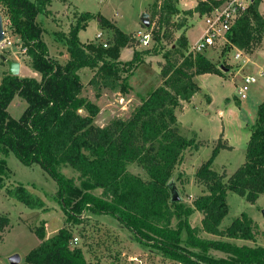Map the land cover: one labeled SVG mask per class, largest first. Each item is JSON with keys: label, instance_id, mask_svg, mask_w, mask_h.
Here are the masks:
<instances>
[{"label": "trees", "instance_id": "trees-1", "mask_svg": "<svg viewBox=\"0 0 264 264\" xmlns=\"http://www.w3.org/2000/svg\"><path fill=\"white\" fill-rule=\"evenodd\" d=\"M51 0H0L15 32L19 35L31 67L42 75V80L21 78L6 74L0 85V191L4 188L10 171L7 158L14 154L24 165L40 164L58 182L59 194L69 218L80 206L88 205L94 213L112 215L135 234L145 246L162 252L164 257L182 264H264V247L252 249L229 243H208L195 239L198 232H206L231 239L255 240L257 225L246 214L233 220L222 229V223L230 212L229 193H234L254 204L264 195V101L259 106L257 119L251 131L245 163L228 177L214 170L213 164L220 150L197 169L196 181L205 188V195L194 202V209L185 207L183 201L173 198L176 189L173 172L181 163L184 152L198 149L193 140L181 135L175 110L182 101H189L200 87L194 81L204 74L223 75V72L202 53L186 56L188 40L181 37L163 58L161 76L163 86L153 90L135 110L129 120H117L101 128L94 125L99 114L97 105L81 96L83 83L79 71L89 68L94 72L90 86L100 98L104 89L127 94L128 78L141 62V55L158 54L146 50L136 51L131 61L121 62V50L128 47L131 38L105 18L100 24L114 31L109 48L100 44L82 43L79 33L86 30L96 16L81 15L68 37L56 34L60 43L66 44L70 60L61 65L50 58L42 40V29L36 23L38 15L46 13ZM177 0H164L163 13H178ZM220 2H200L188 14L210 13ZM260 3L251 5L233 25L228 36L234 47L241 51L251 50L264 38V17ZM179 24L178 29L183 28ZM180 60L182 62L180 63ZM222 70H229L220 67ZM21 99L27 104L22 117L15 119L9 112L13 101ZM85 109L88 115H81ZM158 144L154 155L151 146ZM141 163L149 180L129 173L132 163ZM70 167L78 174L76 179L66 178L60 167ZM101 189L98 199L91 194ZM8 197L23 203L31 210H46L45 202L22 185L8 190ZM193 210L204 215L202 228L191 229L188 221ZM177 219L176 229L172 222ZM10 219L0 214V233L9 227ZM187 239L183 242L182 233ZM36 233L40 246L26 258L29 264H88L80 248H72L71 229H61L57 235L46 239L45 229ZM196 248L199 255L186 251L181 244ZM208 243V244H206ZM209 248L233 254L228 261H211L204 256Z\"/></svg>", "mask_w": 264, "mask_h": 264}, {"label": "rangeland", "instance_id": "rangeland-1", "mask_svg": "<svg viewBox=\"0 0 264 264\" xmlns=\"http://www.w3.org/2000/svg\"><path fill=\"white\" fill-rule=\"evenodd\" d=\"M31 1L35 2L37 0ZM66 2L68 4L67 10L69 11L67 23H69L70 18L72 24L71 29L77 25V20L81 15L93 13V15L96 16L89 27L80 34L79 39L82 42L98 44L96 36L101 32L104 33L105 38L110 43L112 42L114 31L100 24V18H105L107 20L110 19L111 22L108 20L110 23L118 27L131 38L128 47L122 50L121 60H130L132 53L134 54L136 51H158V54L141 55L139 66L128 78L129 91L127 94L104 89L101 97L97 99L95 90L89 84L94 72H90L87 68L82 69L80 78L84 87L81 96L97 105L99 108L100 111L95 118L94 125L101 128L107 127L117 120L125 121L131 119L132 114L143 101L147 99L149 94L153 90L163 86L164 81L161 76V71L163 65H165V60L163 58L164 53L173 45H177L181 37H185L188 40V46L185 49L186 56L189 54L196 56V54L191 52V46L200 40L206 28L204 15L202 16L199 13L188 14L194 11L197 6L195 0H177L176 8L178 9V13L173 15L163 13L162 5L164 0H104L103 2L99 0H66ZM261 9L264 13V5ZM49 10L51 12L46 10V13L38 15L36 23L42 29V40L46 44L50 56L64 63L68 58V48L66 44L56 40V34L60 31V27L48 17V13H50L51 17L54 14L58 18H61L66 15V8L61 1L54 0ZM145 13L148 14L146 19L150 23L149 27L144 25L145 20L143 15ZM179 24L184 25L182 29H178L177 26ZM69 33H59L58 37L60 35L68 37ZM147 33H152L153 35V41H151L149 48L141 46L138 40L141 34ZM9 38L14 46L8 48H1L0 46V54H3L8 59L10 58L11 52L17 51V49L19 50L18 46L15 45L17 43L16 38H13L11 34H9ZM237 52H241L242 58H235ZM202 54L211 60L223 74L225 71L220 67H226L229 70L236 71L245 69V71L239 73L238 76L237 74L234 75L235 80L230 79L231 81L225 84L224 89L221 88V85L217 84L216 80L206 81L210 90L218 94L219 97L232 94L234 81L241 84L246 77L245 74H251L248 76H253L257 78L258 81L256 84L250 86L247 92L248 97L264 98V75L261 74L264 72V38L260 43L254 44L251 50L241 51L233 46L229 36H227L226 38L218 39L213 47L207 49ZM24 56L25 54L19 51L18 57L23 62L22 73L28 78L39 79V74L36 73L31 66L27 67V62L30 60H26ZM248 60L251 62L249 63ZM181 62L182 60H180V63ZM8 72L7 63L0 59V81ZM26 107V103L16 99L11 103L9 112L13 118L19 119L25 112ZM178 108L175 110V115L180 113V111L176 113ZM80 113L81 115H88L85 109L81 110ZM197 121H199V123L196 128L202 131L203 137L210 138L213 129L210 127L212 124L208 121L207 115L205 114L202 119L195 120V122ZM178 126L181 135L188 139L190 135L187 130L181 128L179 123ZM191 140L194 141V145H199L197 144L198 141L196 136ZM203 143L207 144L205 141H203L202 144ZM218 145L222 149H228V144L224 142L222 137L218 139L216 147ZM150 149V152L148 151L147 153L146 150L143 155H154L158 149V144L151 146ZM213 149L212 147H207L200 156L195 159V162L192 160L193 154L195 153L192 152V150L186 151L181 163L173 172L176 189L185 207L194 209V202L205 195V188L199 185L195 178L196 171L200 167V165L196 167V163L201 164L202 161L208 160L212 156ZM246 150L247 149H244V151ZM243 155L244 153L242 156ZM239 156L240 154L230 155L232 160L235 159L234 163L229 168L230 172L236 171L235 167L238 166L237 161L241 160ZM227 157L228 154H222L218 163L226 160ZM241 163H243V159ZM219 165H221V163L217 164L216 167ZM7 166L10 171V176L6 178L4 188L0 191V212L10 219V225L4 232L0 233V264H11L10 258L14 255L20 256L21 264H28L26 262L27 256L32 250L36 249L41 242L36 230L45 229V236L49 239L57 235L59 231L64 228L71 229L73 235L71 240L72 248L82 249L86 262L92 261V264H112L111 261H121V259L123 261H130V264H147V261H173L164 257L159 250L140 243L136 239L135 234L112 215H100L99 212L98 214L94 213L93 210L89 209L88 205L80 206L74 213V218L77 220H71L68 210L64 209L65 203L59 194L58 182L40 164L36 163L31 166L24 165L14 154H11L7 158ZM128 171L130 174L140 177L143 181L149 180L148 173L141 163L135 162L130 164ZM60 172L66 178L76 179V185L80 186V182L77 180L78 174L71 171L70 167H60ZM73 173H76L75 176H72ZM220 174L223 175L226 174V172L220 169ZM18 185L24 186L33 194L41 197L45 203H47V212H42V210L33 211L27 208L23 203L10 200L7 194L8 190ZM195 185H197V187ZM91 194L100 199L102 197V190L96 189L92 191ZM262 202H264V198L258 205L248 202L245 198L235 197L230 200L232 215L238 214L241 211L245 213V206L248 207L250 204L254 205L253 207L249 206V210H251L250 212L255 214L259 220V223L254 222L258 228L256 230L257 236L255 240L245 241L250 246L244 245L252 249L264 247V203ZM199 219L200 216H198L197 210H193L189 217H186V215L182 216V221H188L191 229L199 227ZM234 219L235 218L225 219L222 229L230 226ZM178 223L179 220L175 219L172 222V228L176 229ZM11 224L12 227L10 228ZM195 237V239L198 238L197 240H201L204 243L222 242L237 247H243V245L230 242L231 239L227 237H212L202 231L196 233ZM74 238L79 239L77 245L73 244ZM182 239L183 242L187 239L186 230L182 233ZM181 247L185 248L186 251L203 256L201 250L189 248L185 243H182ZM153 250L161 256L152 255L151 252ZM204 257L211 261L222 260L230 262L234 256L232 253L226 251L209 248Z\"/></svg>", "mask_w": 264, "mask_h": 264}, {"label": "crops", "instance_id": "crops-1", "mask_svg": "<svg viewBox=\"0 0 264 264\" xmlns=\"http://www.w3.org/2000/svg\"><path fill=\"white\" fill-rule=\"evenodd\" d=\"M53 1L54 0H51V2L47 5L46 10L50 11L49 8L52 5ZM59 1H61L63 3V5H65L66 15L61 17V18H58L53 13H52L53 14L52 17L50 16V13H48L49 14L48 17L51 18L60 27V31L58 32V34L59 33L68 34L71 30V27H72L70 18H69V23H67L68 22V15H69V11L67 10L68 4H67L66 0H59ZM263 5H264V2L262 1L260 3V6H259V11L264 17V13L261 9ZM91 14H93V13H91ZM0 15L3 17V23H4V21L8 18V15L6 13L5 8L1 5H0ZM108 20L111 22L110 19H108ZM91 22L89 23V25L91 24ZM89 25H88V27H89ZM83 31H85V30H83ZM83 31H81L79 33V37ZM11 33H12L11 35L13 36V38H16L17 43L22 42L20 40L19 35L14 30H12ZM56 40L58 41L57 38H56ZM82 43H84V42H82ZM84 44H86V43H84ZM145 48H149V47H145ZM122 50H121V53H122ZM18 53H19L18 49H17V51L11 52L9 60L17 61L20 63V75H19V77L28 78L26 75H24L22 73L23 62L19 59ZM133 55L134 54L132 53L131 59L128 61H131L133 59V57H134ZM24 58L26 60L27 59L30 60L27 62V67H30L31 66V59L29 58V56L26 54L24 56ZM50 58H52L53 60H56L55 58H53L51 56H50ZM69 60H70V55L68 52V58H67L66 62L62 63V62H59L58 60H56V61L59 62L61 65H66ZM120 61L124 62V63L128 62V61L121 60V55H120ZM248 62L250 63L251 61L248 60ZM87 69H89V68H87ZM81 71H82V69L79 71V75H80ZM89 71L91 72L90 69H89ZM242 71H245V69H242ZM242 71H241V69H239L237 71L236 70H227V71H225L226 73L224 72V74L222 76H219L216 74H204V75L196 76L195 81L198 84V86H200L201 90L198 91L196 94H194V96L190 99V101H182L181 106L178 108V111H176V113L180 111V113L178 115L176 114L177 119H178V123L180 124L181 128H184L185 130H187L188 134L190 135L188 137V139L191 140V139H194L195 136L197 137V141H198L197 144H199V148L198 149L189 148L186 150V151L192 150V152L195 153V154H193V157H192L193 162H195V159L197 157H199L200 154L207 147L208 148L212 147L215 149L216 143L218 142V139H220L221 137L223 138L224 142H226L228 144V149H221L217 158L214 161V164H213V168L215 171H217L220 174V169H221L222 171L226 172V174L229 175V176L227 175L228 177H231L237 171V169H239L245 163L247 150L244 151V149H247V147H248V143H249L250 137H251V131H252V128H253V126L256 122V119H257L258 109H259V106L263 103L264 98H251V97L249 98V97H247L244 100L240 99V97L238 96V90L242 87L243 82L241 84H238L237 81H234V83H233L232 94H227L226 96L219 97L218 94H216L210 90V88L207 86L206 81L216 80L217 84L221 85V88L224 89L225 84L229 83L231 81L230 79L235 80L234 75L237 74V76H238V74L241 73ZM36 73H38V72H36ZM38 74H39L40 78L39 79L34 78V79H36L37 81H41L42 75L40 73H38ZM248 75H251V74H245V76H248ZM1 82H2V78L0 81V85H1ZM83 87H84V84H83ZM19 100H21V99H19ZM21 101H23V100H21ZM246 101H248V102H246ZM23 103H26V102L23 101ZM180 109L183 111H181ZM205 114L207 115L208 121L212 124V125L209 124L210 127L213 129V132H212V135L210 138L203 137L202 131L199 130L198 128H196L199 121L195 122V120H199L200 118L202 119V117ZM203 141H205L207 144H205V143L202 144ZM214 149H213V151H214ZM241 149H243V150H241ZM242 151H244V152H242ZM185 152H184V154H185ZM243 153H244V155L242 156ZM212 154H213V152H212ZM222 154H228V157L226 160L220 162L221 165L216 167L217 164H220L218 162L220 161ZM234 154H236V155L240 154L239 159H241V160L237 161L238 166L235 167L236 171L230 172L229 168H230V166H232V164L234 163V160H235V159L232 160L230 155H234ZM241 156H242V158H241ZM242 159H243V163H241ZM205 161H207V160L202 161L201 164L196 163V167H198L199 165L201 166L203 164V162H205ZM71 171H74V170L71 169ZM75 174L76 173H73L72 176H75ZM195 186L197 187V185H195ZM235 197L242 198V197H240L234 193H229V195H228V203L230 206V212L226 218L227 220L229 218H237L243 213V211H241L240 213L235 214V215L231 214L232 205L230 204V200L232 198H235ZM263 198H264V195H262L257 200L256 205L260 204ZM10 200H12V199H10ZM13 201H15V200H13ZM236 201L241 202L239 200H236ZM262 203H264V202H262ZM45 204H47V203H45ZM249 206L253 207L254 205L250 204ZM249 206L248 207L245 206V208H246L245 213H247L252 218V220H254V222L259 223L257 216L250 212L251 210H249V208H250ZM46 208H47V205H46ZM35 211H37V210H35ZM38 211H40V210H38ZM43 211L44 210H42V212ZM45 211L47 212V210H45ZM0 214H2V213L0 212ZM198 216H200V219H199L200 225L198 227L200 229V228H202V220L204 218V215L198 211ZM11 227H12V224H11L10 228ZM10 228H9V230H10ZM222 228H223V223H222ZM204 233H206V232H204ZM206 234L209 236H212V237H219V236L211 235L208 233H206ZM229 239H231V238H229ZM245 241H248V240H241V239H231L230 240V242L237 243L239 245H243V246L249 245ZM40 244H41V242H40ZM40 244L38 246H40ZM151 254L156 255V256L160 255L157 252H155L154 250L151 252ZM123 255H122V258H123ZM111 262H112V264H130L129 263L130 261H123L122 259H121V261L113 260ZM87 263L92 264V261L91 262L87 261ZM147 264H182V263H180L178 261H147Z\"/></svg>", "mask_w": 264, "mask_h": 264}, {"label": "built area", "instance_id": "built-area-1", "mask_svg": "<svg viewBox=\"0 0 264 264\" xmlns=\"http://www.w3.org/2000/svg\"><path fill=\"white\" fill-rule=\"evenodd\" d=\"M103 2L104 0H99ZM197 5L200 2L213 3L220 2L218 7H215L210 13L204 15L206 28L200 40L191 46V52L193 54L203 53L207 49L213 47L217 40L220 38H226L231 31L233 25L237 20L248 10V8L255 4L261 3L264 0H195ZM14 30L12 22L9 18L4 21V32L5 40L0 43L1 48H8L14 46L10 41L9 34H12ZM15 31V30H14ZM98 44L102 45L104 48H109V41L105 38L104 33H98L97 37ZM141 46L149 47L151 41H153L152 33L141 34L138 37ZM20 53L27 54V48L23 46V43H16ZM242 57L241 52H237L235 58L240 59ZM264 75V72L261 73ZM257 78L253 76H246L244 78L242 87L238 90V96L240 99L244 100L248 97V91L250 86L257 83ZM79 242L78 238H74V245Z\"/></svg>", "mask_w": 264, "mask_h": 264}, {"label": "water", "instance_id": "water-1", "mask_svg": "<svg viewBox=\"0 0 264 264\" xmlns=\"http://www.w3.org/2000/svg\"><path fill=\"white\" fill-rule=\"evenodd\" d=\"M148 17V14H144L143 18H144V25L146 27H149L150 23L149 21L146 19ZM5 40V32H4V23H3V17L0 15V43H2ZM0 59L2 61H4L5 63H7L8 65V69L9 72L8 74L10 76H19L20 75V63L17 61H11L9 60L6 56H4L3 54H0ZM172 195L173 198L177 201H182V198L179 196L178 190L177 189H173L172 190ZM10 263L11 264H20L21 263V258L19 255H14L10 258Z\"/></svg>", "mask_w": 264, "mask_h": 264}]
</instances>
